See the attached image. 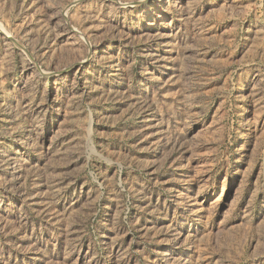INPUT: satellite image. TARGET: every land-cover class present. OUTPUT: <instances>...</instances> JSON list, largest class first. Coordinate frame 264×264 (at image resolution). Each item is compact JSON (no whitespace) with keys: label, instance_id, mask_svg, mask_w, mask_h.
<instances>
[{"label":"rangeland","instance_id":"rangeland-1","mask_svg":"<svg viewBox=\"0 0 264 264\" xmlns=\"http://www.w3.org/2000/svg\"><path fill=\"white\" fill-rule=\"evenodd\" d=\"M0 264H264V0H0Z\"/></svg>","mask_w":264,"mask_h":264}]
</instances>
